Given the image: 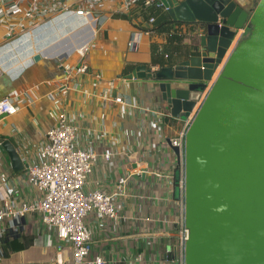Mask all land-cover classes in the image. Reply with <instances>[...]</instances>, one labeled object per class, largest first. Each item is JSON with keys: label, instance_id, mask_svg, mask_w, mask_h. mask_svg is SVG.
<instances>
[{"label": "crops", "instance_id": "1", "mask_svg": "<svg viewBox=\"0 0 264 264\" xmlns=\"http://www.w3.org/2000/svg\"><path fill=\"white\" fill-rule=\"evenodd\" d=\"M236 1L249 8L258 0ZM119 6L118 0H107L96 16L99 23L94 27L87 58L91 71L100 77L90 74L78 78L79 89L67 96L57 89L62 70L56 54L70 50L59 49L61 37L48 31L44 37L34 39L30 32L19 43H12L5 40L0 26V98L27 94L15 114L0 120V140L14 138L18 153L26 161L36 154L45 130L65 112L68 120L79 126V146L111 153L109 160L93 164L88 186L113 191L117 179L128 176L124 194L114 199L119 216L116 222L95 211L85 217L92 232V253L104 256L108 264H178V234L170 221L178 214L179 193L170 176H176L175 164L179 160L170 139L187 128V120L193 118L201 100L186 120L177 119L152 98L147 84L126 76L138 63L156 70L175 53L184 51L194 39V25L171 21L162 29L144 30L142 21L151 16L156 22L166 12L143 8L139 3L117 12ZM171 30H180L181 34L169 35ZM243 36L244 33L241 37L238 34L232 40L211 82ZM130 41L132 45L128 46ZM7 51L14 52L13 62L3 58L2 53ZM37 52L41 53L40 59L30 62L29 58ZM117 95L136 107L111 100ZM1 172L7 175L6 186L0 182L2 197H10L16 206L36 199L37 191L26 181L25 170L13 172L0 151ZM8 233L17 237L19 243L24 235L32 236L33 242L24 249L7 251L0 243L4 252L0 264H73L68 245L57 240L54 230L45 227L37 213L20 217L16 230ZM138 254L143 255L141 260L137 259Z\"/></svg>", "mask_w": 264, "mask_h": 264}, {"label": "water", "instance_id": "2", "mask_svg": "<svg viewBox=\"0 0 264 264\" xmlns=\"http://www.w3.org/2000/svg\"><path fill=\"white\" fill-rule=\"evenodd\" d=\"M160 1L171 20L194 25V39L159 69L138 63L126 78L147 84L152 98L177 119L186 120L201 100L182 150L188 229L183 264H264V0L249 8L236 0ZM69 23L54 18L32 36L42 38ZM243 26L248 33L211 82ZM83 32L78 30L75 44L62 45L70 50L56 55L66 56L94 33ZM40 57L37 52L29 60ZM172 149L180 160V148ZM0 151L13 172L24 170L14 138L2 140Z\"/></svg>", "mask_w": 264, "mask_h": 264}, {"label": "built area", "instance_id": "3", "mask_svg": "<svg viewBox=\"0 0 264 264\" xmlns=\"http://www.w3.org/2000/svg\"><path fill=\"white\" fill-rule=\"evenodd\" d=\"M107 0H0V26L3 28L4 38L13 42L17 38L34 32L36 29L57 17L78 20L82 28L94 31L99 23L94 14L100 12L102 4ZM121 9L139 3L143 8L155 7L166 12L160 0H118ZM103 17V16H102ZM144 27H151L155 23L154 17L144 22ZM247 30L246 26L237 30L239 37ZM181 34L180 30H171L169 35ZM234 36V38L236 37ZM131 46V41L127 43ZM90 40L75 47L66 56L59 58L58 67L62 70V77L57 82V89L62 96L70 91L78 90V78L93 74L87 58ZM167 56V55H166ZM71 58V59H69ZM210 84V83H209ZM103 99L110 100L108 97ZM27 100V94L17 93L0 98V115H13L18 107ZM116 103L136 107L122 96H113ZM163 115V112L160 113ZM192 118L187 120L189 125ZM187 125V127H188ZM187 128L181 130L176 138L170 139V144L180 148V160L176 165V176H170L172 184L176 186L178 198V214L173 222L178 234V253L175 261L183 264L184 243L188 236V229L184 221V164L183 147L184 135ZM79 126L69 121L65 112H61L57 120L49 126L33 157L24 162L26 181L37 191L33 201L15 205L10 197H2L0 205V237L16 230L20 217L28 213H37L45 227L53 229L57 240L68 245L73 264H108V260L92 253V232L85 222L89 212L95 211L105 219L116 222L119 218L114 199L124 194V186L128 176L117 179L116 189L107 191L95 186L90 188L87 178L96 161L109 160L110 152H99L93 148H83L78 145L77 132ZM2 140H0L1 142ZM159 175V174H158ZM7 175L0 173V182L6 186ZM4 252L0 246V261ZM169 253L165 254L168 257ZM142 254L137 259L141 260Z\"/></svg>", "mask_w": 264, "mask_h": 264}, {"label": "trees", "instance_id": "4", "mask_svg": "<svg viewBox=\"0 0 264 264\" xmlns=\"http://www.w3.org/2000/svg\"><path fill=\"white\" fill-rule=\"evenodd\" d=\"M153 14V12H151ZM156 14V12H155ZM173 22V20L170 19L167 12L162 17H158L156 22L151 27H143L144 30H159L162 29V27L168 23ZM177 169V168H176ZM177 170H175L176 172ZM23 242L19 243L17 237H14L11 233H5L0 237V243H2V247L5 251L10 249H24L31 245L33 242L32 236L24 235L22 236ZM171 257V256H170Z\"/></svg>", "mask_w": 264, "mask_h": 264}, {"label": "rangeland", "instance_id": "5", "mask_svg": "<svg viewBox=\"0 0 264 264\" xmlns=\"http://www.w3.org/2000/svg\"><path fill=\"white\" fill-rule=\"evenodd\" d=\"M82 26H84V25L81 22H79L78 20H76L72 24H68V25L63 26L59 30H56V31L53 30L52 31V32H54L53 36H55V37L58 36L59 38L61 37V39L58 40V43L61 45V46H59V49H65L66 46L63 47L62 45L66 44L68 42L71 44L72 43L75 44L77 42L76 39H78L80 37L78 30L84 29V28H81ZM85 33H86V31H85ZM247 33H245L244 36ZM83 34H84V32L81 35H83ZM21 46L22 45H20L19 48H21ZM13 54H14V52H12V51H7L5 53H2V55H4L3 58L8 59V60H5L7 62H10V61L13 62V60H14Z\"/></svg>", "mask_w": 264, "mask_h": 264}]
</instances>
